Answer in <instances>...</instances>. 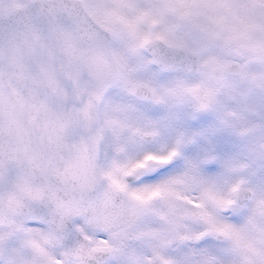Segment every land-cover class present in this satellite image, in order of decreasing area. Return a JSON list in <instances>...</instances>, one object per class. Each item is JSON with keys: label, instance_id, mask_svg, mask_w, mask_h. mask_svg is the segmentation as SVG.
I'll use <instances>...</instances> for the list:
<instances>
[{"label": "snow or ice", "instance_id": "snow-or-ice-1", "mask_svg": "<svg viewBox=\"0 0 264 264\" xmlns=\"http://www.w3.org/2000/svg\"><path fill=\"white\" fill-rule=\"evenodd\" d=\"M0 264H264V0H0Z\"/></svg>", "mask_w": 264, "mask_h": 264}]
</instances>
